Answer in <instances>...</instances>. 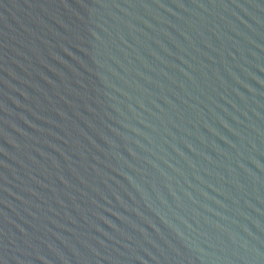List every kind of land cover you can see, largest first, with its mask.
I'll list each match as a JSON object with an SVG mask.
<instances>
[{
    "label": "water",
    "instance_id": "95a60500",
    "mask_svg": "<svg viewBox=\"0 0 264 264\" xmlns=\"http://www.w3.org/2000/svg\"><path fill=\"white\" fill-rule=\"evenodd\" d=\"M0 264H264V0H0Z\"/></svg>",
    "mask_w": 264,
    "mask_h": 264
}]
</instances>
